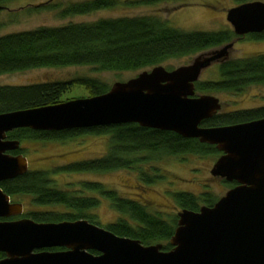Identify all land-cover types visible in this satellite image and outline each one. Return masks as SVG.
Masks as SVG:
<instances>
[{"label": "water", "instance_id": "water-1", "mask_svg": "<svg viewBox=\"0 0 264 264\" xmlns=\"http://www.w3.org/2000/svg\"><path fill=\"white\" fill-rule=\"evenodd\" d=\"M225 19L235 35L262 31L264 2H241L226 10ZM231 45L197 53L172 69L155 65L141 70L114 81L98 95L0 112V182L28 170L27 158L12 153L20 149V141L8 139V131L131 122L214 145L220 155L210 174L235 182L211 206L176 212L168 250L161 243L144 245L119 236L84 218L37 222L20 217L22 203L11 202L0 188V252L4 254L0 264H264V117L201 126L218 112L220 104L217 97L194 91L202 70L222 62ZM12 216L19 217L7 219ZM53 246L66 250H41Z\"/></svg>", "mask_w": 264, "mask_h": 264}, {"label": "trees", "instance_id": "trees-1", "mask_svg": "<svg viewBox=\"0 0 264 264\" xmlns=\"http://www.w3.org/2000/svg\"><path fill=\"white\" fill-rule=\"evenodd\" d=\"M7 0H0L1 3ZM153 0H79L64 6L55 3L35 7L52 8L59 17L82 15L117 5H136ZM245 2L241 0L239 3ZM34 7V8H35ZM32 10L33 8H28ZM235 34L231 29L215 31H183L170 26L155 15H125L98 18L91 22H68L60 26H39L34 29L0 35V75L39 67L90 66L96 71H141L162 65L168 59L192 57L197 53L228 43ZM264 38V30L259 33ZM172 69V67H166ZM217 79L194 83L197 94L237 93L251 84H264V52L240 58L226 59L217 64ZM80 85L87 96L104 93L109 85L93 75H79L65 80L42 81L23 85H0V112L55 104L67 100L63 94ZM264 117V105L250 109L217 112L201 122V126L228 125ZM83 134L105 136L107 150L99 157L82 159L55 168L30 169L21 175L0 182V188L10 197L27 195L32 204L60 207L62 210L23 211V217L37 222L87 219L100 198L106 199L118 217L104 225L113 233L138 239L142 244L161 243L163 250L176 226V214L164 215L151 210L139 199L124 197L114 189H105L98 181L81 182L73 192L58 189L51 179L57 169L64 171L103 172L128 169L135 172L142 185L163 180L160 169L153 166L163 157L192 154H220L214 145L184 138L173 131L143 127L137 123L98 125L66 130H34L16 128L6 133L8 139L59 140ZM22 153V149L12 153ZM147 167V168H146ZM216 177V176H214ZM228 187L235 182H227ZM93 193L97 196H93ZM178 208L197 210L200 205L211 206L218 198L210 193L199 195L189 191L172 194ZM200 204V205H199ZM96 253L95 251H91ZM3 253L0 252V258Z\"/></svg>", "mask_w": 264, "mask_h": 264}, {"label": "rangeland", "instance_id": "rangeland-1", "mask_svg": "<svg viewBox=\"0 0 264 264\" xmlns=\"http://www.w3.org/2000/svg\"><path fill=\"white\" fill-rule=\"evenodd\" d=\"M74 1L79 0H7L2 2L3 9L0 10V35L34 29L39 26H60L68 22H91L98 18L125 15H155L160 19H165L170 26L183 31H215L224 28L232 30L230 24L225 19L226 10L239 4L241 0L141 1L136 5L122 4L113 8L66 17L57 16L55 10L52 8L35 7V5L50 2L64 6ZM260 1L264 2V0ZM28 8L33 9L30 10ZM234 38L235 36L229 41L232 45L226 49L228 54L224 60L264 52V41L260 42L249 39H237L235 41ZM224 45L208 50L221 49ZM194 56L168 59L162 65L165 68H173L188 63ZM218 63L213 62L203 69L199 80L217 79ZM137 72L139 71H96L90 66L80 65L39 67L1 74L0 85H23L42 81L65 80L79 75H93L110 85L114 81L126 80L136 75ZM206 94H211L218 98L220 104L218 111L221 113L264 105V84H251L237 93L211 92ZM86 96L87 91L83 86L72 85L62 97L70 99ZM106 139L105 136L83 134L74 137L71 141H60L59 143L21 140L20 149H22L23 155L27 158L30 169H44L49 168L48 164L53 162L62 164L68 160H73L74 162L99 157L107 150L108 143ZM62 153L65 154L61 155V158L58 155ZM216 158V154L206 156L188 154L180 158L175 156L163 157L154 163L153 166L158 167L165 178L149 185L139 183L135 172L124 168L103 172H73L58 171L57 169L54 172L55 174L52 173L50 176L58 189H69L72 192L73 189L78 188L81 182L98 181L105 189H114L121 196L139 199L151 210H158L168 216L176 214L180 210L172 197L175 191H189L196 195L207 192L219 198L229 189L226 183L221 182L222 178L214 177L210 174V169ZM93 196L99 197L95 193H93ZM99 198L97 206L92 208L88 213H92L97 225L104 226L107 223L115 221L118 214L111 208L106 199ZM10 200L11 202L22 203L23 211L62 210L60 207L54 206H36L32 204L31 198L27 195L10 197Z\"/></svg>", "mask_w": 264, "mask_h": 264}, {"label": "flooded vegetation", "instance_id": "flooded-vegetation-1", "mask_svg": "<svg viewBox=\"0 0 264 264\" xmlns=\"http://www.w3.org/2000/svg\"><path fill=\"white\" fill-rule=\"evenodd\" d=\"M2 9H3V6H2ZM263 31V30H262ZM259 33H261V31H259V32H248V33H246V34H243V35H235V41L237 40V39H249V40H255V41H260V42H262V41H264V38H259L258 36H259ZM195 95H197V93L195 92ZM71 140H73V136L72 137H69V138H65V139H59V140H41V142H43V143H48V142H60V141H63V142H68V141H71ZM18 151V150H17ZM63 154H65V153H62V154H59L58 156L59 157H61V155H63ZM220 154H218L217 155V157L219 156ZM57 157V156H56ZM62 158V157H61ZM73 162V160H68V161H64V163H62V164H58V163H55V162H53V163H49L48 165L50 166L49 168H45V170L46 171H48V172H50L51 173V171H53L55 168H60V167H62V166H64V165H66V164H69V163H72ZM53 174H55V173H53ZM19 216H12V217H9V218H7V219H16V218H18ZM21 217V216H20ZM0 219H3V218H0ZM68 221V220H67ZM41 250H46V251H63V250H66V248L65 247H62V246H53V247H47V248H43V249H41ZM94 254H96V253H94ZM4 257V254H3V256L1 257V258H3Z\"/></svg>", "mask_w": 264, "mask_h": 264}]
</instances>
